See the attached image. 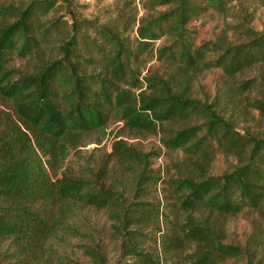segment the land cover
I'll use <instances>...</instances> for the list:
<instances>
[{
  "label": "trees",
  "instance_id": "trees-1",
  "mask_svg": "<svg viewBox=\"0 0 264 264\" xmlns=\"http://www.w3.org/2000/svg\"><path fill=\"white\" fill-rule=\"evenodd\" d=\"M59 1L0 0V264H107L83 213L93 209L138 264H264L259 246L226 241L211 218L254 211L264 221V131H240L190 89L201 71L237 80L259 68L235 91L264 117V32L243 24L236 43L196 46L190 23L226 14L235 0H140L141 17L136 0H121L136 11L133 40ZM162 37L168 42L156 47ZM148 52L174 70L143 76L138 63ZM112 121L159 136L170 165L155 168L161 151L120 136L98 165H81L86 137ZM219 153L237 163L210 173Z\"/></svg>",
  "mask_w": 264,
  "mask_h": 264
},
{
  "label": "rangeland",
  "instance_id": "rangeland-1",
  "mask_svg": "<svg viewBox=\"0 0 264 264\" xmlns=\"http://www.w3.org/2000/svg\"><path fill=\"white\" fill-rule=\"evenodd\" d=\"M23 1L8 0V2L16 4H21ZM72 1L74 9L82 19L98 20L101 24L118 26L117 28L123 37L129 36L133 40L136 38L137 25L132 24L131 18L136 11L132 9L127 12L121 0ZM136 1L138 17H141L145 12L139 5L140 0ZM61 2L60 0L59 3ZM65 19H68V17H65ZM243 24L256 31L264 32V0H235L226 14L208 11L200 19L192 21L189 25V30L196 46L201 45L205 41L216 42L218 40L226 43H236L243 37L237 26ZM231 26H235V29H230ZM167 42L168 38L162 37L155 46L157 47ZM15 64L23 66L24 61L17 60ZM138 65L142 70L143 76L148 75L152 71H157L166 76V74L174 70L169 69L166 71L167 68L152 57L151 52L143 54ZM259 73L260 69L254 68L242 75H238L237 80L257 76ZM237 80L230 79L219 68L201 71L196 78L191 80V96L202 102L214 104L217 112L225 119L233 121L242 132L245 130L255 133L264 131V117L257 110L248 108L245 105L244 95L235 91ZM0 108L4 107L0 105ZM118 136L143 152L161 151V157L154 156L152 158L155 168H166L170 165L169 157L163 154L164 149L159 136L149 133H135L124 128L121 122L116 121H112L104 130V133L94 132L86 137L85 143L80 147L79 163L88 166L98 165L104 159V155L111 152L112 144ZM72 158L73 155L71 154L70 159ZM236 163L237 159L233 156L219 153L208 167V171L213 174H221L231 170ZM114 172H117L115 168ZM175 172V169L170 170V174H175ZM118 187L119 189L121 188L120 183H118ZM83 213L90 218L97 240L103 244L107 264H138L135 257L122 256L119 248H117V241L113 237L112 221L108 219L104 211L93 209L85 210ZM183 218L184 216L179 219ZM211 218L225 227L226 241L259 246L264 252V221L259 213L254 211H245L236 215H218L216 213L211 214ZM68 250L69 247L67 246L64 250L65 253H69ZM78 256L82 255L79 253ZM87 262L89 261L87 260ZM168 264H182V262L179 258L168 257Z\"/></svg>",
  "mask_w": 264,
  "mask_h": 264
}]
</instances>
